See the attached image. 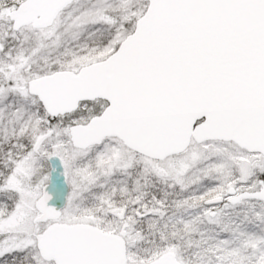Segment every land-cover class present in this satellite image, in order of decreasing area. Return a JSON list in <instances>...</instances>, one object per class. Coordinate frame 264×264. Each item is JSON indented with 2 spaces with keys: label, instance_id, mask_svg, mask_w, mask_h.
<instances>
[{
  "label": "snow or ice",
  "instance_id": "obj_1",
  "mask_svg": "<svg viewBox=\"0 0 264 264\" xmlns=\"http://www.w3.org/2000/svg\"><path fill=\"white\" fill-rule=\"evenodd\" d=\"M0 264H264V0H0Z\"/></svg>",
  "mask_w": 264,
  "mask_h": 264
}]
</instances>
